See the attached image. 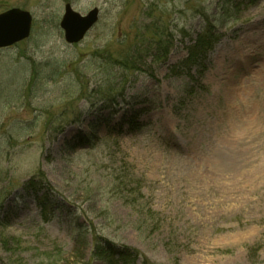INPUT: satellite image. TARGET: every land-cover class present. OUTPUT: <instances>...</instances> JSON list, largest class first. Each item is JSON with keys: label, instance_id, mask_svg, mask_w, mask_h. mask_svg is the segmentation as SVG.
<instances>
[{"label": "rangeland", "instance_id": "obj_1", "mask_svg": "<svg viewBox=\"0 0 264 264\" xmlns=\"http://www.w3.org/2000/svg\"><path fill=\"white\" fill-rule=\"evenodd\" d=\"M67 4L100 11L79 44ZM23 6L31 37L0 51V264H264V0Z\"/></svg>", "mask_w": 264, "mask_h": 264}, {"label": "water", "instance_id": "obj_2", "mask_svg": "<svg viewBox=\"0 0 264 264\" xmlns=\"http://www.w3.org/2000/svg\"><path fill=\"white\" fill-rule=\"evenodd\" d=\"M99 16L100 11L97 8L82 16L75 12L70 4H67L60 23L65 41L70 45L82 42L98 23ZM31 22L30 14L23 11H12L0 16V48H6L28 39Z\"/></svg>", "mask_w": 264, "mask_h": 264}, {"label": "flooded vegetation", "instance_id": "obj_3", "mask_svg": "<svg viewBox=\"0 0 264 264\" xmlns=\"http://www.w3.org/2000/svg\"><path fill=\"white\" fill-rule=\"evenodd\" d=\"M12 11H23V12H27L30 14L31 19H32L31 32H30V37H31V35L34 31V27H35V18H34L32 11L29 8L23 6V0H0V16H2L3 14H6L8 12H12ZM28 39H26V40H28ZM26 40H24V41H26ZM24 41H22V42H24ZM22 42L16 43V44L9 46V47H6V48H0V51L16 48Z\"/></svg>", "mask_w": 264, "mask_h": 264}, {"label": "trees", "instance_id": "obj_4", "mask_svg": "<svg viewBox=\"0 0 264 264\" xmlns=\"http://www.w3.org/2000/svg\"><path fill=\"white\" fill-rule=\"evenodd\" d=\"M211 33H212V31L208 30L205 35L201 36L198 39V41L196 42V44L192 47V49L190 51V56H189L188 60L193 59L195 57V55L203 54V53L205 54L207 51L212 50L213 45H212V43L209 42V37H211ZM214 42H216V40ZM30 183H32V182H30ZM34 184H31V185H34ZM113 256L115 257V254H113ZM111 257H112V255H111ZM120 257L123 260H125V258H123L122 256H120ZM126 261H128V260H126Z\"/></svg>", "mask_w": 264, "mask_h": 264}]
</instances>
